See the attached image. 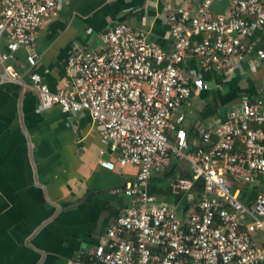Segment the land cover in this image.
<instances>
[{
  "label": "built area",
  "instance_id": "2783aa9c",
  "mask_svg": "<svg viewBox=\"0 0 264 264\" xmlns=\"http://www.w3.org/2000/svg\"><path fill=\"white\" fill-rule=\"evenodd\" d=\"M58 1L2 0L1 31L9 41L0 79L36 90L44 107L88 111L120 165L138 167L124 188L132 202L95 247L94 264H264V99L243 94L229 108L228 120L201 122L197 130L207 147L192 150L182 108L194 91L210 85L202 75L181 70L190 54L203 72L226 73L235 60L254 53L264 59V0H231V7L213 16L212 0H203L197 12L168 5L170 49L121 21L93 48L69 54L70 87L53 91L36 70V43ZM261 37L263 46L256 47ZM21 48L27 50L29 83L7 62ZM106 151L99 150V164L113 170L116 163L103 157ZM171 157L188 161L194 179L204 183L197 209L186 217L147 189ZM236 181L257 186L256 199L242 200ZM251 228L261 233V243Z\"/></svg>",
  "mask_w": 264,
  "mask_h": 264
},
{
  "label": "crops",
  "instance_id": "0c3cea01",
  "mask_svg": "<svg viewBox=\"0 0 264 264\" xmlns=\"http://www.w3.org/2000/svg\"><path fill=\"white\" fill-rule=\"evenodd\" d=\"M202 2L59 0L53 16L40 29L36 70L51 90L69 89V54L93 48L102 33L121 21L146 30L152 39L170 49L173 44L166 7L183 4L197 12ZM231 5V0H212L209 15ZM1 27L0 20V72L4 64L1 56L8 52L9 41ZM255 43L256 47L263 46V37L256 38ZM7 62L30 82L25 48ZM232 65L226 73L213 70L223 80L204 78L210 88L194 91L182 108L186 115L183 126L194 148L204 144L197 130L201 122L223 121L221 105L228 112L243 94L264 99V81L252 77L264 71V59H257L254 53ZM181 70L203 77L209 72L201 70L192 54L181 64ZM170 134L173 138L172 131ZM101 148L107 150L104 158L115 161V169L99 164ZM137 173L136 165H120L118 156L108 151V142L88 111L64 112L59 104L44 107L36 90L0 79V264H94L95 247L132 202L124 188ZM195 180L188 161L171 157L168 164L155 171L147 189L158 200L174 204L186 217L199 203H194ZM234 185L239 196L243 186L257 187L238 181ZM256 196L250 199L247 194V199L252 202ZM184 201L192 205L187 209ZM251 229L261 243V233Z\"/></svg>",
  "mask_w": 264,
  "mask_h": 264
},
{
  "label": "trees",
  "instance_id": "16d2710c",
  "mask_svg": "<svg viewBox=\"0 0 264 264\" xmlns=\"http://www.w3.org/2000/svg\"><path fill=\"white\" fill-rule=\"evenodd\" d=\"M217 75H218V73L216 71L211 70V71L205 73L204 78L205 79H212V78H214V76H216V80L217 81H222L223 77L222 76H217ZM203 146H205V144H203ZM195 149L196 148L192 147V150H195ZM203 188H204L203 180L202 179L195 180L194 185H193V190L196 192V196H195L196 198H195V202L194 203H196V202H198L200 200ZM257 191H258L257 187L250 188L247 185L243 186L241 194H240V197H241L242 200L249 202L248 199H247L248 198L247 194L249 195V197L251 199V198H254L256 196ZM184 202H185V206H186L187 209L192 205V203H189L188 201H184Z\"/></svg>",
  "mask_w": 264,
  "mask_h": 264
},
{
  "label": "water",
  "instance_id": "95a60500",
  "mask_svg": "<svg viewBox=\"0 0 264 264\" xmlns=\"http://www.w3.org/2000/svg\"><path fill=\"white\" fill-rule=\"evenodd\" d=\"M219 112L222 115V119L223 121L228 120V116H227V107L225 105H221L219 107Z\"/></svg>",
  "mask_w": 264,
  "mask_h": 264
},
{
  "label": "rangeland",
  "instance_id": "374dc122",
  "mask_svg": "<svg viewBox=\"0 0 264 264\" xmlns=\"http://www.w3.org/2000/svg\"><path fill=\"white\" fill-rule=\"evenodd\" d=\"M263 70H264V68H263ZM252 77H255L257 79H261L262 81H264V71L261 73H258L256 75H253Z\"/></svg>",
  "mask_w": 264,
  "mask_h": 264
}]
</instances>
